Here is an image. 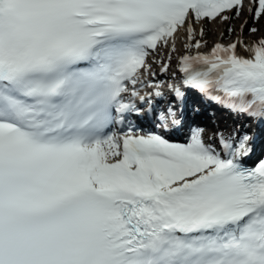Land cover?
<instances>
[{
  "label": "snow or ice",
  "instance_id": "1",
  "mask_svg": "<svg viewBox=\"0 0 264 264\" xmlns=\"http://www.w3.org/2000/svg\"><path fill=\"white\" fill-rule=\"evenodd\" d=\"M256 25L264 0H0V264H264Z\"/></svg>",
  "mask_w": 264,
  "mask_h": 264
},
{
  "label": "rangeland",
  "instance_id": "2",
  "mask_svg": "<svg viewBox=\"0 0 264 264\" xmlns=\"http://www.w3.org/2000/svg\"><path fill=\"white\" fill-rule=\"evenodd\" d=\"M243 21V19L241 20ZM242 23V22H241ZM241 23L238 25V26H234V29L238 32L239 31V28H240V25ZM227 25L223 24V23H220V25L216 28V30L212 33H206V37L204 38V40L207 41V43H209L208 45L210 44H214L215 42H217L220 38H221V34L223 33V30H225V27ZM252 25L249 24L248 27H251ZM257 27H260L261 31H264V25H256ZM247 30V28L245 29ZM246 34L244 35V38L246 39L245 42L246 43H251L253 41H255L257 39V36H258V33L255 34V35H252L248 32H245ZM236 38V35L233 34L231 36H228L226 38V40H224V43H230L232 42V40H234ZM248 39H251V40H248ZM179 44V42H178ZM160 58H165L164 57V53H163V50L161 51L160 55L157 57V59H160ZM150 61H151V58H150ZM154 69L157 68L156 70L158 71L159 70V66H154L153 67ZM156 71V72H157ZM224 124V123H223ZM224 126H227L226 124H224Z\"/></svg>",
  "mask_w": 264,
  "mask_h": 264
},
{
  "label": "bare ground",
  "instance_id": "3",
  "mask_svg": "<svg viewBox=\"0 0 264 264\" xmlns=\"http://www.w3.org/2000/svg\"><path fill=\"white\" fill-rule=\"evenodd\" d=\"M243 19V17L241 18V19H237V20H233V21H231L230 22V24H231V26L234 28V26H238L242 21ZM220 25V23L219 24H209V25H207L206 26V33L208 34V33H212L213 34V32L216 30V28L218 27ZM228 26V25H227ZM226 26V27H227ZM226 27H225V29H226ZM245 32H247V30H245ZM244 32V35L246 34ZM223 34H224V38L222 39V41H224V40H226V38L229 36L227 33H226V31L225 30H223ZM261 34H264V31H260V33H258V36H257V38L261 35ZM206 37V35L204 36V38ZM246 40V39H245ZM248 40H251V39H248ZM224 43V42H223ZM225 44H227V43H225ZM213 46V44H211V45H208L207 44V47H206V49L207 50H210V48ZM180 47V44H178V48ZM154 66H159V64L157 63V64H153V67ZM157 68H155V72L157 71L156 70Z\"/></svg>",
  "mask_w": 264,
  "mask_h": 264
}]
</instances>
